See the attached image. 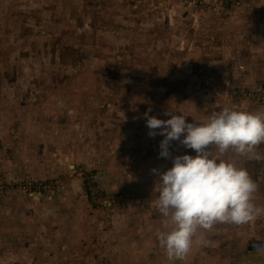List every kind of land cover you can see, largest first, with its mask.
<instances>
[{"label":"rangeland","instance_id":"obj_1","mask_svg":"<svg viewBox=\"0 0 264 264\" xmlns=\"http://www.w3.org/2000/svg\"><path fill=\"white\" fill-rule=\"evenodd\" d=\"M179 2L0 0V131L2 138L7 137L3 144L0 142V164L15 163L12 154L15 151L29 167L33 151L39 149L40 153L50 157V163L63 159L58 170H64V173L56 175L52 172L53 168L48 172L46 170L44 176L48 178L45 179L44 176L34 175L32 167L26 172L30 177L23 178L21 175L20 179L11 171L0 172V191L8 194L0 200V248L8 242L14 249L15 245L18 247L21 227L33 223L32 217L36 219L38 216L33 204L32 207L13 206L24 210L8 206L13 195L18 197L22 194L27 200L35 199L37 202L34 191H44L45 195L57 193L67 187L69 181L66 177L76 179L78 176L84 182V175L92 177L102 193L99 181L103 183V178L89 168L95 169L87 156L89 148L85 151L87 145L81 152H74L71 146H67L62 154L67 156L62 157L59 155L62 150L55 147L57 143H52L62 123L65 128L69 124L75 127L67 132L69 139L66 141H77V137L72 136H77L78 132L83 135H78L79 139L81 137L89 144L103 138L99 135V132L105 135L102 129L106 133L110 130L117 133L113 131L124 126L123 116H127L125 126L128 125L129 131H126L125 137L118 134L121 143L115 140L117 150L124 151L135 143L141 145L142 156L138 157V150L136 153H125L130 163L136 156L143 159V165L147 166L133 169V162L131 165L128 163L127 177L117 179L114 173L107 182L123 183L129 193H134L128 195V202L123 201V204L130 206L132 201L134 206L137 204L142 208L129 209L135 216L123 220L119 209H101L102 215L96 217L93 225L96 222L97 233L105 241L113 240L110 239L112 235L117 238L122 230L120 222L130 221L134 230L123 231L124 234L134 235L140 243L138 247L142 243L147 250L151 238L157 239L158 232L171 228L169 224L166 227L167 221L157 211L158 196L150 200L152 191L149 189L159 190L158 177L152 170L166 171L172 167V162L159 158V144L164 137L157 135L148 139L146 121L144 128L132 129L130 124L137 122L148 109H151L149 114L158 119H170L163 113L172 111L175 115H184L186 122L197 124L208 122L213 112L224 108L264 112L253 102L263 106L264 103L256 98L249 99V89L263 88L264 85V11L249 16L240 15L235 21L220 23L201 11L182 7ZM182 14H187L186 18H182ZM153 17L148 22V18ZM140 35L143 39L150 38L148 41L152 47L148 55L151 60L148 65L133 69L135 61L143 58L141 54L135 55L136 50L148 48ZM5 66L11 70H4ZM148 93L152 94L150 101L142 98L143 104L148 106L145 112L139 111L134 100L138 94ZM88 97L91 101L87 100ZM86 104L90 106L87 108ZM71 107L78 112L74 121L68 120ZM62 115L64 119L60 120ZM38 118L46 121L45 127L39 124ZM141 129L143 132H140ZM21 134L29 138L23 137L16 149L17 142L12 140L19 141ZM134 137L137 139L135 142ZM170 151L173 157L196 155L194 150L185 149L176 141L172 142ZM230 152L220 158L227 161ZM77 154L86 159L78 158ZM213 154L219 155L215 149ZM250 160L253 163L256 159ZM72 161L82 168L76 167L77 171L70 169ZM119 162L121 158L117 160ZM84 163L89 167L81 166ZM64 175L66 177L61 178ZM18 180L20 184L23 181L27 184L23 191L16 189ZM135 193H142L140 201H136ZM132 197L133 200L129 201ZM108 212L109 216L103 214ZM48 217L47 212L43 219ZM113 222L118 226L108 230L107 225ZM92 232L95 233V230ZM93 242L98 243L93 245L95 251L106 247L95 239ZM0 264H5L4 259Z\"/></svg>","mask_w":264,"mask_h":264},{"label":"crops","instance_id":"obj_2","mask_svg":"<svg viewBox=\"0 0 264 264\" xmlns=\"http://www.w3.org/2000/svg\"><path fill=\"white\" fill-rule=\"evenodd\" d=\"M224 6L233 11L232 17L229 19L213 17L214 20H217V22L235 21L240 15L249 16L254 12H262L264 11V0H225ZM187 14H182L183 16L181 17L186 18ZM151 19H154V17L148 18V22ZM134 22L136 23V21ZM143 31L144 30H142V32ZM140 37L142 38V35H140ZM148 39L150 40V38ZM148 39H141L148 45V48L141 47L142 50H136L135 55L138 56L141 54L143 58H139L135 61L133 69L149 64L151 57L148 55V50H150L152 46ZM145 44L141 46H145ZM146 49L148 52H144ZM140 51H143V54L140 53ZM9 69L11 70L8 66L4 67V70ZM148 94L149 95L138 94L136 100H134V103L138 106L139 111L141 110L142 112H145L148 105L143 104L144 101H142V98L145 97L148 101H150L149 98L152 97V94ZM30 96H33V94ZM134 96L136 97V95ZM87 100L91 101L90 97H88ZM253 103L259 109L261 108L264 110L263 105H260L257 102ZM86 105L87 108L90 106L88 104ZM69 112L73 114H69L71 117H68V120L74 121V116L76 117L78 112L72 109V107ZM31 116L35 115L32 114ZM142 117L143 116H141L137 122H133L132 120L133 123H129L132 129L144 128L145 125L143 124L145 120ZM123 118H125L123 119L124 122H122V125L124 126L119 128L121 131L116 129L113 132L117 131V133H111V130L109 133H106V131L102 129L105 135L99 132V135H102L103 138H99L96 142L87 144V142L81 138L83 135L78 132H76L77 136L71 135L72 137H77V141H66L69 139V136L66 137L68 135L67 132L75 127L74 125L69 124V127L65 128V124L63 123L60 125L58 132H56L58 134L57 138L52 140L54 145L57 143L55 147L62 150V152L59 151V155L62 157L67 156L62 155L64 154V150L68 149L67 146H71L74 152L75 150L81 152L83 151V147L87 145L85 146V151L89 148V154H87V156L89 157V160H91L95 169L87 166L86 163L83 165L81 164V166L86 165L91 170L96 171L99 176H102L99 177L103 178V183L99 181L101 184L102 194L104 197L114 200L116 204H108L109 200L107 199L108 201L106 200V202L108 203H106L104 207L99 208V210H95L87 196L86 184L78 176L76 179H67L65 175L62 176L61 178L66 177V180H68L69 183L65 189H61L57 193H49L45 195L43 194L44 191H34L33 196L37 197V202L35 199H33V201L27 200L28 198L22 196V194L18 197L13 195L9 198L8 206H12V209H22L14 208L13 206L32 207L33 204V207H36L38 216H36V219L32 217V220L34 221L33 223H30L32 221L31 220L29 222L30 224L26 223L21 227V231L19 233L21 234L19 236L21 243H18V247L15 245L17 249L13 248L11 242H8V245L4 246V248H0V261L4 259L5 264H54V262L57 264H264V255H256L250 248L251 240L258 239L264 241V213H261V215H259L256 219L244 225L236 226L225 223H217L211 230L199 231L196 234L197 236L193 238V244L190 252L183 259L169 260L163 249L160 248L156 238L150 239L147 250L143 248L144 246L142 243L141 247H138L140 243H138L136 237H133L134 235L131 236V234L125 235L123 232L126 230L133 232L134 225H131L130 221L120 222V229L122 230L121 232H118L117 238L112 235L110 239L113 240L103 241L102 237L97 233L99 228H97L96 222L93 225L96 217H100V215H102L103 211H101V209H119L121 220H123L128 219L129 216L133 218L134 214L132 211H129V209H133L134 211V209L142 208L137 206V204H135V206L132 204L131 200H133V197L129 200L131 201L130 206L123 204V201L128 202V195L134 194L132 191L129 193L127 187L123 186V183L120 182L118 184V182L115 181L114 184H108L109 182H107L108 179L111 178V175H114V173L117 174V179H122L125 176L127 177L128 170L126 166L130 163V158L127 157L126 153H136V150H138V157L142 156V152L140 150L141 145L137 143L133 144V147L131 146V148H126L124 151H120L119 149L117 150L118 144L116 141L121 143L117 138L118 134L125 137L126 131H129L127 130L128 125L125 126L127 116H123ZM63 119L64 116L62 115L60 120ZM37 120H39V124H41V126L45 127L46 121L41 118H38ZM129 120H131V117H129ZM140 132H143V129H141ZM9 134L11 136L10 131L8 135ZM78 135H81L80 139ZM20 136L19 141H15L14 138L12 140L13 143L17 142L15 144L17 145L16 149L20 147V142L23 141L22 138L27 137L25 134H21ZM5 139H7V137L2 138L0 131V142H2V144ZM148 139L151 138L148 137ZM135 140L137 139L134 137V142ZM155 140L156 139H154V145L156 144ZM1 149H3V146H1ZM37 150L33 151L34 155L31 157V164L29 166L34 169V175L37 177L44 176L46 175L45 171L47 170L48 172L51 168H53L52 172L55 175L64 173V170L60 172L58 167L60 166V162L63 163V159L52 161L50 163V157L46 154L40 153L39 149ZM120 153L122 154L120 155ZM257 153L264 156V144L257 147ZM12 154L13 161L15 163L10 162L11 164H8L5 162V164H0L2 168H0V172L6 171L5 173H8V171H11L12 174H15L17 179L22 178L20 177L21 175H23V178L30 177L28 173L26 174V172H28L27 170L30 168L26 166L23 159H20L19 154L15 151H12ZM77 157L84 158L80 154H77ZM138 157L135 156L132 159L134 164V166L132 165L133 169H141L143 166H147L143 165V159H138ZM119 158H121V162L117 163ZM227 161L236 164L237 167H243L247 170L253 181L258 186L257 191L254 193L252 198L253 203L257 207L264 208V159L255 160L251 163V160L246 157H235L231 151ZM74 162L75 161H72V163L69 164V168L77 171L78 168L76 167L79 165H75ZM110 164L113 166L111 167ZM79 168L82 167L79 166ZM9 176L13 177L12 175ZM45 178L48 177L44 176V179ZM18 182H20V180H18ZM149 191H152L150 192V200L156 199L159 190L153 191L149 189ZM141 194L142 193H135L137 197L136 201L141 200L142 196H139ZM5 196H8V194H5L4 190L2 193L0 191V200L5 198ZM5 206H7V203L4 207ZM47 212L49 213V217L47 219H43L44 214ZM103 214L106 216L110 215L109 212ZM153 222L154 221H152V223ZM155 222L157 223V221ZM113 223L114 224L110 223L107 225L109 226L108 230H114L118 226V223ZM95 226L96 228H94ZM169 226L171 225L169 224ZM92 230H95V233L92 232ZM94 239L104 244L106 247L100 251H95L93 245H97L98 243H91Z\"/></svg>","mask_w":264,"mask_h":264},{"label":"clouds","instance_id":"obj_3","mask_svg":"<svg viewBox=\"0 0 264 264\" xmlns=\"http://www.w3.org/2000/svg\"><path fill=\"white\" fill-rule=\"evenodd\" d=\"M150 112L143 114L148 136L164 137L159 158L172 162L166 171L152 170L159 182L157 211L171 225L170 230L157 233L158 244L169 260L186 257L201 230H211L217 223L244 225L264 213V208L253 203L258 186L247 170L220 158L231 150L237 157L264 159L257 153V147L264 144V112L224 108L198 124L188 123L184 115L172 111L163 113L171 117L167 120ZM173 141L196 155L173 157Z\"/></svg>","mask_w":264,"mask_h":264},{"label":"built area","instance_id":"obj_4","mask_svg":"<svg viewBox=\"0 0 264 264\" xmlns=\"http://www.w3.org/2000/svg\"><path fill=\"white\" fill-rule=\"evenodd\" d=\"M178 1H180L179 4L182 7H190L191 9L201 11L205 15H209L214 18L216 17L220 19H229L232 17L233 14V11L231 9L224 6L225 0H178ZM254 89H249V91L251 92V94H249V99L256 98L255 100H257L258 102L264 103V85L263 88L255 89L256 91H254ZM241 94H243V92ZM84 178H85L84 183L86 184V193L94 209H99L101 207H104L108 202H109L108 204L110 205L116 204L114 200H110L106 197L102 198V193L100 192L96 182L92 177H89L88 175H84ZM15 185H16V189L19 191H23L24 189L27 188L26 187L27 184L24 181L21 182V184L19 182L15 183ZM106 200L108 202H106ZM250 248L252 252L256 255H264V241L254 239L250 242Z\"/></svg>","mask_w":264,"mask_h":264}]
</instances>
